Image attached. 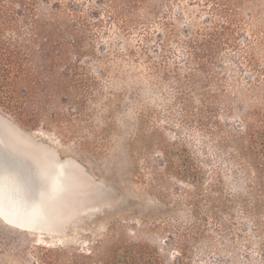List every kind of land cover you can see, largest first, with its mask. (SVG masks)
<instances>
[{"label":"rangeland","instance_id":"obj_1","mask_svg":"<svg viewBox=\"0 0 264 264\" xmlns=\"http://www.w3.org/2000/svg\"><path fill=\"white\" fill-rule=\"evenodd\" d=\"M0 135L65 215L0 264H264V0H0Z\"/></svg>","mask_w":264,"mask_h":264},{"label":"bare ground","instance_id":"obj_2","mask_svg":"<svg viewBox=\"0 0 264 264\" xmlns=\"http://www.w3.org/2000/svg\"><path fill=\"white\" fill-rule=\"evenodd\" d=\"M5 142L0 135V217L6 218L14 226L26 231L58 230L55 225L63 224L65 219L61 205L51 209L45 200L44 188L36 184V176L31 173L26 162L13 153ZM74 175L77 183L88 184L85 183L86 176L83 177L82 172L80 174V169L75 170ZM67 184L68 182L65 183ZM66 190L70 196L64 198L67 202L65 203L70 206L81 205L82 200H76L74 196L77 192H87V189L76 191L67 185ZM49 210L54 213L51 214Z\"/></svg>","mask_w":264,"mask_h":264}]
</instances>
